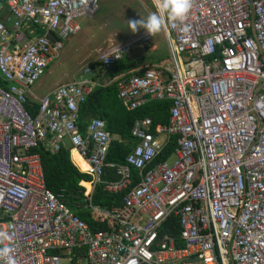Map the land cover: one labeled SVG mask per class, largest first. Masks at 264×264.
<instances>
[{
	"label": "built area",
	"instance_id": "obj_1",
	"mask_svg": "<svg viewBox=\"0 0 264 264\" xmlns=\"http://www.w3.org/2000/svg\"><path fill=\"white\" fill-rule=\"evenodd\" d=\"M4 5L0 232L10 239L0 247L12 248L16 264H264V0H195L184 21L163 30L169 62L140 65L111 80L99 77L101 68L154 40L143 29L100 51L42 97L33 87L82 30V20L94 17L100 0ZM115 81L130 111L153 101L172 104L168 125L135 121L137 142L119 166L107 162L113 135L105 121L93 118L86 135L78 126L88 97ZM30 100L38 105L35 113L26 107ZM173 136L174 153L155 164ZM62 146L87 162V171H79L91 177V191L84 188L83 204L74 206L103 227L91 228L76 214L65 191L48 189L41 154L30 152ZM106 168L120 179L104 182ZM132 169L139 173L136 185ZM98 184L113 194L128 190L123 206L91 202ZM171 217L178 235L161 232Z\"/></svg>",
	"mask_w": 264,
	"mask_h": 264
},
{
	"label": "trees",
	"instance_id": "obj_2",
	"mask_svg": "<svg viewBox=\"0 0 264 264\" xmlns=\"http://www.w3.org/2000/svg\"><path fill=\"white\" fill-rule=\"evenodd\" d=\"M144 59V56L137 58L125 57L110 68H101L99 77L106 80L114 79L141 65L139 63H142ZM154 60L158 62L162 59L154 58ZM138 73L141 74L142 72ZM0 85L5 86V83L0 80ZM117 86L118 82H114L110 86H100L94 90L80 108L78 126L82 134L86 135L88 124L93 118L105 121L107 130L113 135V143L110 152H108L107 162H113V164L119 166L125 164L128 154L137 142L136 138L132 135V128L135 121L150 118L153 122V128H156L157 125H168L171 118L170 109L172 104L169 101H153L137 110L130 111L119 100ZM37 106V103L33 100H30L26 105L33 113L36 112ZM176 146L177 136H173L157 156L155 164L156 162L168 159L175 151ZM30 152H38L41 154L48 189L54 193H60L62 190L65 191L70 196L68 201L76 214L85 220L91 228H95L97 225L103 227V224L94 222L84 208L74 206L75 202H78L80 205L83 204L84 188L86 193L91 191V185L86 183L91 181V177L79 171H87L88 166L78 156L76 151L73 150L71 152V159L78 166L79 170L72 164L67 147L62 146L53 153L45 150L44 147L33 148ZM132 176L133 185H136L140 180L139 173L136 169H132ZM102 178L104 182L120 179L117 175V170L113 168H106ZM80 182L83 187L79 184ZM127 192L128 190L113 194L105 190L104 184H98L93 191L91 202L103 208L121 207L124 204V198ZM161 232H170L178 235L180 227L177 224V219L175 217L169 218L163 224V230Z\"/></svg>",
	"mask_w": 264,
	"mask_h": 264
},
{
	"label": "rangeland",
	"instance_id": "obj_3",
	"mask_svg": "<svg viewBox=\"0 0 264 264\" xmlns=\"http://www.w3.org/2000/svg\"><path fill=\"white\" fill-rule=\"evenodd\" d=\"M154 10L152 0H100L97 13L91 19L86 17L82 20V30L65 43L61 56L45 69L44 75L32 91L42 97L50 89L71 80L84 64L98 59L100 51L134 34L129 29L127 20L146 18L147 14ZM7 15L6 8H1L0 18L5 19ZM11 19L14 20V17L11 16ZM140 30L143 29L138 31ZM141 56L145 57L144 61L139 63L141 65L155 62L154 58H161V61L165 62L170 61L169 46L163 30L155 35L150 44L144 48L135 47L126 55L127 58ZM175 158L173 157L171 161ZM60 264L68 263L63 260Z\"/></svg>",
	"mask_w": 264,
	"mask_h": 264
},
{
	"label": "clouds",
	"instance_id": "obj_4",
	"mask_svg": "<svg viewBox=\"0 0 264 264\" xmlns=\"http://www.w3.org/2000/svg\"><path fill=\"white\" fill-rule=\"evenodd\" d=\"M194 4L195 0H153L155 9L154 11L149 12L146 18L140 17L139 19L127 20V24L132 33H136L139 29L142 28L146 31L147 35L153 37L154 35L164 30L169 23L184 21L189 15ZM133 69H131V71H133ZM5 239H10V237L7 236L6 233L0 232V243H2ZM11 253L12 248L10 246L0 247V260H2L4 264H16V261L12 257Z\"/></svg>",
	"mask_w": 264,
	"mask_h": 264
},
{
	"label": "crops",
	"instance_id": "obj_5",
	"mask_svg": "<svg viewBox=\"0 0 264 264\" xmlns=\"http://www.w3.org/2000/svg\"><path fill=\"white\" fill-rule=\"evenodd\" d=\"M1 2H2V6H1V8H3V7H5L4 6V0H0ZM157 48V47H156ZM155 48V49H156ZM154 49V50H155ZM33 94L35 95V96H37L34 92H33ZM39 97V96H38ZM69 154H70V160L72 161V164L74 165V161L71 159V152H70V150H69ZM85 162V161H84ZM85 164H86V162H85ZM87 165V164H86ZM75 166V165H74ZM76 167V166H75ZM77 168V167H76ZM78 169V168H77ZM79 170V169H78ZM81 172V171H80ZM82 173V172H81ZM83 182V181H82ZM87 183V182H86Z\"/></svg>",
	"mask_w": 264,
	"mask_h": 264
},
{
	"label": "water",
	"instance_id": "obj_6",
	"mask_svg": "<svg viewBox=\"0 0 264 264\" xmlns=\"http://www.w3.org/2000/svg\"><path fill=\"white\" fill-rule=\"evenodd\" d=\"M2 5V2L0 1V6ZM47 36L49 37V38H51L52 40H55V39H57V38H55V36H54V34L52 33V32H48L47 33Z\"/></svg>",
	"mask_w": 264,
	"mask_h": 264
},
{
	"label": "bare ground",
	"instance_id": "obj_7",
	"mask_svg": "<svg viewBox=\"0 0 264 264\" xmlns=\"http://www.w3.org/2000/svg\"><path fill=\"white\" fill-rule=\"evenodd\" d=\"M77 153V152H76ZM78 154V153H77ZM79 156V155H78ZM80 157V156H79ZM81 158V157H80ZM82 159V158H81ZM82 160H84V159H82ZM85 161V160H84ZM86 162V161H85ZM86 164H87V162H86ZM88 166V165H87Z\"/></svg>",
	"mask_w": 264,
	"mask_h": 264
}]
</instances>
